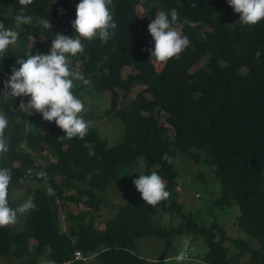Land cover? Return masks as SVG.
I'll return each instance as SVG.
<instances>
[{
  "label": "trees",
  "instance_id": "16d2710c",
  "mask_svg": "<svg viewBox=\"0 0 264 264\" xmlns=\"http://www.w3.org/2000/svg\"><path fill=\"white\" fill-rule=\"evenodd\" d=\"M142 3L152 12L141 16ZM76 6L72 0H34L28 5L25 14L32 24L22 30L18 46H10L0 59L4 75L9 78L12 67L19 68L18 58L27 59L30 37L36 40V54L50 50L55 34H75L71 22ZM22 7L19 0H0V21L11 27ZM110 8L117 24L112 38L106 43L99 37L82 40L84 52L71 57L73 62L81 59L76 71L94 85L95 77L115 78L125 97L134 85L146 86L126 104L120 105L117 94L112 96L110 111L124 129L116 145L102 138L93 123L82 139H69L55 121L44 120L34 109L32 115L22 113L20 102L29 96L2 107L9 120L10 150L0 156V166L12 169L9 203L24 180L37 184L30 195L35 208L26 212L23 228L0 227V257L7 259L3 264H174L165 260L169 257H145L138 248L145 239L171 243L181 235L203 238L208 251L201 260L180 264H264V20L243 24L227 0H113ZM158 9L169 16L176 9L173 27L181 25V34L190 41L161 69L151 58L155 41L148 32ZM42 18L50 20L51 30L42 28ZM127 68L131 70L124 75ZM86 90L87 85L76 82L75 94ZM163 115L169 126L160 121ZM172 131L174 138L169 140ZM165 153L171 163L162 159ZM177 153L214 167L220 183L216 204L220 209L238 205L237 224L258 242L257 248L243 239H230L216 221L202 224L183 211L175 194ZM38 158L45 160L40 163ZM138 158L145 159L142 174L157 172L170 193L155 207L144 202L139 191L125 203H117L108 191ZM27 169L44 171L46 179L27 177ZM79 203L88 209L74 212L70 205ZM110 206L114 209H107ZM165 213L187 221L177 226L171 218L165 228L159 219ZM77 251L97 254L92 260L68 262Z\"/></svg>",
  "mask_w": 264,
  "mask_h": 264
},
{
  "label": "clouds",
  "instance_id": "9594fccd",
  "mask_svg": "<svg viewBox=\"0 0 264 264\" xmlns=\"http://www.w3.org/2000/svg\"><path fill=\"white\" fill-rule=\"evenodd\" d=\"M33 2L34 0H19V4L24 7L15 15L17 25L31 24L32 17L25 14V8ZM227 2L234 12L240 13L239 20L245 25H254L264 20V0H227ZM112 3L113 0H79L76 6V18L71 22L76 34L72 37L55 34L47 53L38 51L35 55L29 54L27 59L18 58L16 64L19 68L12 67L10 77L4 81L7 91L3 95L8 98L29 96L27 102L21 100L19 111L32 115L34 109L42 114L44 120L55 121L67 138L82 139L88 133L91 122L85 120L83 116L85 104L75 94L74 88L76 81H82L85 85L90 81L85 79L81 72L72 68L70 57L84 52L85 45L82 40L91 41L99 37L102 43H106L112 38L117 27L110 8ZM192 6L195 7V4ZM177 20L178 12L172 9L170 16L165 11L156 12L155 18L148 24V32L155 41L151 58H155L157 62L166 63L184 51L190 43L187 36L173 27ZM40 24L43 29L52 28L48 18H42ZM18 40L19 32L13 27H6L0 21V59L7 56L10 46H18ZM8 127L7 114L0 109V156L10 150L9 139L6 136ZM162 159L171 163L166 153L163 154ZM25 175L46 179L44 171L27 169ZM11 181L12 169L0 166V227L14 225L19 215L35 208L31 196L16 207L10 205ZM133 183L141 193L143 201L153 207L170 196L163 178L155 171L150 175L140 174ZM47 191L50 195L54 194L51 187H48ZM189 247L190 241L185 240L183 249L174 257L177 264L189 259L187 255Z\"/></svg>",
  "mask_w": 264,
  "mask_h": 264
},
{
  "label": "rangeland",
  "instance_id": "374dc122",
  "mask_svg": "<svg viewBox=\"0 0 264 264\" xmlns=\"http://www.w3.org/2000/svg\"><path fill=\"white\" fill-rule=\"evenodd\" d=\"M73 3L78 4L79 0H72ZM157 11H160L158 9ZM152 12V8H149L145 3H142L138 6V13L141 16H144L145 13ZM9 16V15H8ZM32 24V23H31ZM28 24L17 25L15 22L11 27L15 28L19 32L20 42L22 36V30L26 29ZM178 31L181 32V25L174 26ZM76 34V33H75ZM72 34L70 37L74 36ZM29 54L35 55L32 52V48L36 44V40L33 37H30L29 41ZM71 65L74 70H80L79 66L81 59L73 62V59L70 57ZM158 69H161L164 63H160ZM131 68L124 70V75H127ZM8 78L4 75V66L0 60V109L11 103L16 97H7L3 93L7 91L5 89L4 81ZM90 83L87 85V90L85 92L80 91L76 93L79 96L84 104L85 111L83 116L85 120L90 121L99 131V134L102 138H105L109 141L110 145H116L122 140L124 129L122 122L114 115L113 111H110L112 96L117 94L120 97V105L126 104L125 102L133 99L137 96L138 92L142 90L146 85H134L131 92L127 97L123 95V90L120 89L115 84V78L109 79L107 76L95 77V85L93 81L87 79ZM99 81H101L99 83ZM79 83V81H76ZM75 82V84H76ZM99 83V84H98ZM97 87H101L103 90H97ZM75 92V88H74ZM147 96L150 97V94ZM13 105V102L10 104ZM108 112V113H107ZM160 121L163 124L165 122V116L160 117ZM174 138V131L170 132L169 140ZM43 155H48L49 160L54 161L55 158L44 151ZM204 155V153H202ZM45 159H39L41 163ZM175 169L177 172V187H176V200L177 203L183 206V211L186 214H190L198 222L202 224L209 225L211 221H216L218 226L223 228L230 239L239 238L249 242L253 247H258V242L249 234L241 230L237 224V217L239 215V207L236 203H233L229 208L220 209L216 204L217 199L220 194V183L216 180L213 173V166H209L204 163L202 160L200 163H197L195 159L190 154L177 153L174 157ZM146 164L144 158H138L136 166H132V169H128L126 173L120 178V181L115 182L110 189L108 190L112 194L113 199L117 203H125L132 200L138 194L133 180L138 179L139 175L144 173ZM37 184H30L29 180L23 181V187L17 188L14 191L12 207H16L18 204L22 203L31 195V187L35 189ZM40 187V186H39ZM113 188V189H112ZM73 193V192H67ZM111 197V195H110ZM83 198H86L85 196ZM109 201V198H108ZM74 212H80L87 210L88 207L84 203L70 205ZM113 208L112 206L107 207V209ZM114 209V208H113ZM90 214L93 215V210H90ZM100 216V215H99ZM26 213L19 215L17 222L14 225H9V228L13 231H19L23 228L25 222ZM62 220H65V211H62L61 214ZM171 218L174 221V225L179 226L182 223H186V219L178 214L170 216V214L165 213L163 217H159L164 222V227L167 228L171 224ZM99 227H103L102 224H97ZM161 242L166 243H155L150 239H145L141 241L140 247L138 248V253L142 254L145 257H169L165 260H171L170 263L177 264L174 257L183 249V242L185 240L190 241V247L187 250V255L189 259L201 260L205 253L208 251V245L203 238H198L194 236L181 235L172 239L171 243H167L169 239H160ZM35 241H32V244H35ZM232 252L236 250L233 244L229 241H225ZM166 244V246H164ZM0 259L6 263L7 259L0 257ZM244 259V258H242ZM249 257H246L244 261L248 260ZM92 260V259H91ZM186 260L182 262H186ZM27 264V263H26Z\"/></svg>",
  "mask_w": 264,
  "mask_h": 264
},
{
  "label": "bare ground",
  "instance_id": "6f19581e",
  "mask_svg": "<svg viewBox=\"0 0 264 264\" xmlns=\"http://www.w3.org/2000/svg\"><path fill=\"white\" fill-rule=\"evenodd\" d=\"M110 144V143H109ZM133 166H135V165H133ZM112 199H113V197H112ZM80 254V257H78V255ZM97 254V252H93L92 254H90V255H85L84 254V252L82 251H77V253H76V257H75V255H74V257L73 258H71L68 262H75L74 261V259H77V260H85V259H87V260H91V259H93L94 257H95V255ZM59 264H66L65 262H63V263H59Z\"/></svg>",
  "mask_w": 264,
  "mask_h": 264
},
{
  "label": "built area",
  "instance_id": "2783aa9c",
  "mask_svg": "<svg viewBox=\"0 0 264 264\" xmlns=\"http://www.w3.org/2000/svg\"><path fill=\"white\" fill-rule=\"evenodd\" d=\"M78 257H80V254L78 255Z\"/></svg>",
  "mask_w": 264,
  "mask_h": 264
}]
</instances>
